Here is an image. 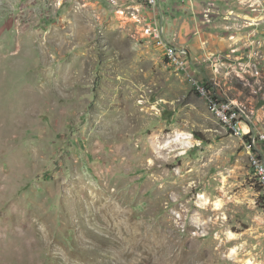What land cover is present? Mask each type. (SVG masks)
Masks as SVG:
<instances>
[{"label":"rangeland","instance_id":"obj_1","mask_svg":"<svg viewBox=\"0 0 264 264\" xmlns=\"http://www.w3.org/2000/svg\"><path fill=\"white\" fill-rule=\"evenodd\" d=\"M163 2L264 128V0ZM263 195L243 139L110 0H0V264H264Z\"/></svg>","mask_w":264,"mask_h":264},{"label":"built area","instance_id":"obj_2","mask_svg":"<svg viewBox=\"0 0 264 264\" xmlns=\"http://www.w3.org/2000/svg\"><path fill=\"white\" fill-rule=\"evenodd\" d=\"M110 1L116 7L119 18L125 22L135 23L141 35L161 49L168 63L191 82L194 90L208 105L214 118L231 134L243 139L253 174L264 187V128L259 127L254 118V103L249 101L251 104L249 109L238 98L230 96L229 90L224 88L217 74L206 75L207 73L197 66L187 48L167 38L165 25L161 21L164 15L161 9L162 0ZM144 9L149 10L150 13L144 14ZM246 56L249 61L240 63L241 69L238 70V75L246 80L250 73V77L257 80L255 77L262 76V72L258 65H256L258 69L255 68L251 72L250 61L253 59L248 54ZM262 80L264 79H258L256 84Z\"/></svg>","mask_w":264,"mask_h":264},{"label":"crops","instance_id":"obj_3","mask_svg":"<svg viewBox=\"0 0 264 264\" xmlns=\"http://www.w3.org/2000/svg\"><path fill=\"white\" fill-rule=\"evenodd\" d=\"M164 1V2H163ZM204 1V2H203ZM210 1H212V3H219V5H220V9H222V7H223V10H224V8H225V6H229L230 8H232V6H233V9L232 10H230V15H231V13L232 12H236L232 17L234 18V19H237V15L239 14L236 10H234V8H235V5H237V0H210ZM216 1V2H215ZM263 1V0H262ZM162 2L163 3H165L166 5H168L169 3H168V0H162ZM206 4L207 2H205V0H173V9L171 8V6H168V10H169V12H171L172 13V10H179V9H181L183 12H185V11H189V13L191 14L192 12H194L195 14H196V8L197 7H200V5L201 4ZM262 3V2H261ZM192 7H193V10H192ZM161 9H162V4H161ZM162 12H163V14L165 15V13H164V11L162 10ZM170 14V13H169ZM173 15L172 16H174V13H172ZM163 15V20H161L162 22H163V24L165 25V28H166V36H167V38L169 39V40H171V41H174L176 44H178L177 43V38H176V35H178L179 33H178V28L177 27H173L172 26V23H176L177 22V19L178 18H180V17H176V16H174L173 18H171L169 15L167 16V15H165L164 16ZM171 15V14H170ZM245 15V17H246V19H247V17L249 16V15H246V14H244ZM192 18H193V16H191ZM221 17H223V15H221V16H217L216 17V19L219 21L220 19H221ZM244 17V16H243ZM244 17V18H245ZM224 18H227V15H225V17ZM252 18L249 16V18H248V20H251ZM188 20H190V17L188 18V19H184L183 18V23H182V25H181V33H180V36L182 35L183 36V34L185 33V34H187L188 35V41H189V39H190V34H192L193 32H196V30H195V25H194V27H193V24H191L190 25V22H188ZM194 21V20H193ZM191 22H192V20H191ZM195 23V22H194ZM177 31V32H176ZM176 33H178V34H176ZM233 36V37H232ZM184 38H186V37H184ZM245 38V36L243 35H241V34H236V33H232V35L231 36H229V37H225L224 39H223V43L222 44H224V50L227 48V47H225L226 45H232L233 43V41H237V40H241V39H244ZM192 44V43H191ZM195 44V43H194ZM179 45V44H178ZM193 45V44H192ZM192 45H189V43H187V46H189V47H193ZM222 47V48H223ZM209 48H211V47H209ZM189 49V48H188ZM194 50H189V52H190V54L192 55V51H196L197 53L200 51L199 49H195V48H193ZM214 48L212 47L211 48V50H213ZM246 49V48H245ZM217 50V49H216ZM223 50V51H224ZM201 52V51H200ZM213 52H216L217 53V51H213ZM202 53H204V52H202ZM206 53H211V51L209 50V51H206ZM220 53H222V52H220ZM203 67H206V66H203ZM200 69L202 68V67H199Z\"/></svg>","mask_w":264,"mask_h":264},{"label":"trees","instance_id":"obj_4","mask_svg":"<svg viewBox=\"0 0 264 264\" xmlns=\"http://www.w3.org/2000/svg\"><path fill=\"white\" fill-rule=\"evenodd\" d=\"M195 136H196V138H198V139H201V140H203V141L205 140V138H204V136H202V134L195 133ZM262 199L264 200V195H263Z\"/></svg>","mask_w":264,"mask_h":264}]
</instances>
